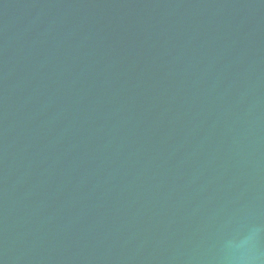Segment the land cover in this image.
I'll list each match as a JSON object with an SVG mask.
<instances>
[{
	"label": "water",
	"instance_id": "obj_1",
	"mask_svg": "<svg viewBox=\"0 0 264 264\" xmlns=\"http://www.w3.org/2000/svg\"><path fill=\"white\" fill-rule=\"evenodd\" d=\"M0 264H264V0H0Z\"/></svg>",
	"mask_w": 264,
	"mask_h": 264
}]
</instances>
